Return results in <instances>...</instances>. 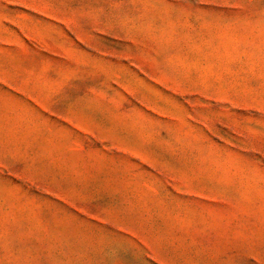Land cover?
<instances>
[{
    "label": "rangeland",
    "instance_id": "obj_1",
    "mask_svg": "<svg viewBox=\"0 0 264 264\" xmlns=\"http://www.w3.org/2000/svg\"><path fill=\"white\" fill-rule=\"evenodd\" d=\"M0 264H264V0H0Z\"/></svg>",
    "mask_w": 264,
    "mask_h": 264
}]
</instances>
